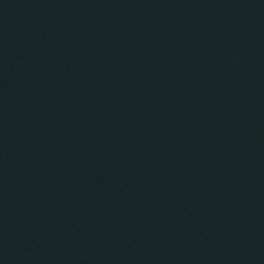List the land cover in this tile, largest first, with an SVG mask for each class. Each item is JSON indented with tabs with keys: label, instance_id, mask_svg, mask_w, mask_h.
<instances>
[{
	"label": "water",
	"instance_id": "obj_1",
	"mask_svg": "<svg viewBox=\"0 0 264 264\" xmlns=\"http://www.w3.org/2000/svg\"><path fill=\"white\" fill-rule=\"evenodd\" d=\"M0 264H264V0H0Z\"/></svg>",
	"mask_w": 264,
	"mask_h": 264
}]
</instances>
